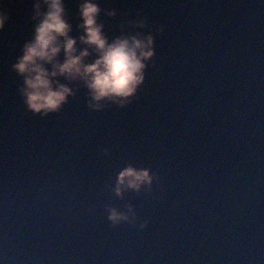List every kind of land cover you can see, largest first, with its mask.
<instances>
[{"label":"clouds","instance_id":"1","mask_svg":"<svg viewBox=\"0 0 264 264\" xmlns=\"http://www.w3.org/2000/svg\"><path fill=\"white\" fill-rule=\"evenodd\" d=\"M32 9L31 19L35 23L31 38L24 41L21 53L11 64L12 70L22 78L17 88L29 111L41 117L59 112L81 85L86 89L90 109L131 102L155 54L152 30L121 32L110 37L104 22L98 18L102 11L100 0H76L79 29L76 35L71 34L73 25L66 0H32ZM103 11L109 17L116 15L115 8ZM7 19L8 13L0 10V29ZM132 23L143 28L148 21L140 17ZM155 31H163V25L156 26ZM102 152L107 156L109 150L104 148ZM154 179L158 180V175L150 167L128 163L116 173L111 187L117 195L128 188L139 191L143 187L151 191ZM105 208L112 225L135 224L137 214L133 205L120 209L106 204ZM146 224L143 220L139 227Z\"/></svg>","mask_w":264,"mask_h":264},{"label":"water","instance_id":"2","mask_svg":"<svg viewBox=\"0 0 264 264\" xmlns=\"http://www.w3.org/2000/svg\"><path fill=\"white\" fill-rule=\"evenodd\" d=\"M0 264H77L0 224Z\"/></svg>","mask_w":264,"mask_h":264}]
</instances>
